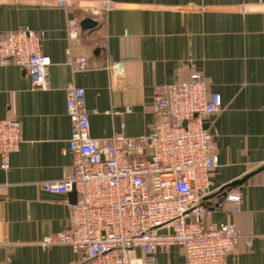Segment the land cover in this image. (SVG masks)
I'll return each mask as SVG.
<instances>
[{
    "label": "crops",
    "instance_id": "obj_1",
    "mask_svg": "<svg viewBox=\"0 0 264 264\" xmlns=\"http://www.w3.org/2000/svg\"><path fill=\"white\" fill-rule=\"evenodd\" d=\"M105 1L0 0V38L22 27L43 30L41 50L52 58L48 89L34 86L17 65L0 66V119L16 114L22 123L9 168L0 154V263L78 264L68 244L40 246L71 227L70 205L78 200L44 188L74 170L69 85L85 89L90 135L103 140L150 133L160 118L155 84L200 73L208 92L223 99L222 110L204 122L220 158L202 197L204 224L232 223L252 237L228 255V264H264V171L225 197L209 198L264 165V0H110L108 10ZM86 16L100 28L70 39L69 20L81 26ZM68 52L87 58L90 68L76 70ZM236 193L239 204L228 198ZM153 264H187L184 249L162 245Z\"/></svg>",
    "mask_w": 264,
    "mask_h": 264
},
{
    "label": "built area",
    "instance_id": "obj_2",
    "mask_svg": "<svg viewBox=\"0 0 264 264\" xmlns=\"http://www.w3.org/2000/svg\"><path fill=\"white\" fill-rule=\"evenodd\" d=\"M112 7L110 0L103 3L106 10ZM67 32L72 40L80 38L79 19L69 20ZM44 36L43 30L22 27L1 37L0 66L17 65L34 86L48 89L52 58L42 53ZM67 61L78 71L90 68L87 58L75 59L70 52ZM66 106L74 170L44 188L68 194L75 187L78 200L70 205L71 227L45 237L44 251L68 244L79 255L78 264H153L162 245L178 244L187 264H228L242 241L251 244L252 237L235 224L203 221L202 197L209 194L220 164L216 137L204 122L222 110L223 99L208 92L200 73L188 81L155 84L153 111L160 118L148 134L93 138L83 87H67ZM21 127L16 114L0 119L4 169L20 146ZM228 198L239 204L242 194Z\"/></svg>",
    "mask_w": 264,
    "mask_h": 264
},
{
    "label": "water",
    "instance_id": "obj_3",
    "mask_svg": "<svg viewBox=\"0 0 264 264\" xmlns=\"http://www.w3.org/2000/svg\"><path fill=\"white\" fill-rule=\"evenodd\" d=\"M100 26H101L100 21L95 20L92 17L86 16L85 18H83L81 20V34H87L89 32L95 31V30L99 29ZM261 171H264V165L260 166L259 168H257L253 172H250L249 174H247L243 178L235 180V181H233V182H231L229 184L224 185L218 191H216L215 193L211 194L209 196V198L214 197V196H223V197H225L227 195V192H228L229 189L244 184L250 177H252L253 175H255V174H257L258 172H261ZM70 194L74 197L75 200H77L78 193H77L75 187H73V189L70 192Z\"/></svg>",
    "mask_w": 264,
    "mask_h": 264
}]
</instances>
